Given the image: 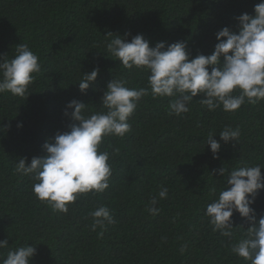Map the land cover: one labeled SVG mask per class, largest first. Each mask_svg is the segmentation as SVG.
<instances>
[{
    "label": "trees",
    "instance_id": "obj_1",
    "mask_svg": "<svg viewBox=\"0 0 264 264\" xmlns=\"http://www.w3.org/2000/svg\"><path fill=\"white\" fill-rule=\"evenodd\" d=\"M257 3L0 0V54L11 58L16 45L26 43L41 64L26 98L0 93V240H8L0 260L9 249L32 243L36 254L30 264H250L230 251L248 222L234 212V236L223 237L212 231L204 210L216 198L209 189L214 186L218 194L225 187L227 174L219 176L215 169L260 165L264 176V100L246 102L235 112L208 111L198 95L190 111L177 117L168 114L173 98H153L149 91L129 117L131 131L123 138L105 137L100 146L111 154L109 188L79 197L67 214L38 201L33 181L17 173L15 165L21 157L28 164L44 155L45 140L68 130L64 109L69 101H83L95 112L102 110L100 97L112 78L126 80L129 88L147 87L146 73L106 57L107 33H130L128 40L139 33L150 46L183 41L191 57L208 55L216 32L225 26L237 31L234 18L253 14ZM94 67L98 76L82 94L78 82ZM225 126L239 128L238 142L220 141L213 158L205 142L210 132L219 141ZM162 187L168 189L164 199L158 197ZM153 196L159 208L155 216L147 210ZM101 204L115 223L92 231L90 213ZM250 207L257 219L264 215V189Z\"/></svg>",
    "mask_w": 264,
    "mask_h": 264
},
{
    "label": "clouds",
    "instance_id": "obj_2",
    "mask_svg": "<svg viewBox=\"0 0 264 264\" xmlns=\"http://www.w3.org/2000/svg\"><path fill=\"white\" fill-rule=\"evenodd\" d=\"M234 19L238 22L237 31L228 26L221 28L215 34L217 43L213 51L195 57H191L183 41L172 42L167 47L165 41H158L150 46L139 33L130 40L126 39L130 33L123 36L107 33L105 36L111 39L105 42L108 53L105 56L119 61L125 69L146 73L147 87L129 88L126 80L112 78L100 97L102 110L95 112H89V104L83 101H69L64 109V115L70 119L68 130L45 140L42 144L44 155L33 156L28 164L25 163L27 157L16 162L15 171L33 181L31 190L35 198L54 211L67 214L68 205L79 197L108 189L112 176L111 154L102 151L100 146L105 137L123 138L131 131L129 117L149 91L153 98H173L168 104V114L177 117L190 111L189 105L198 95L200 105L208 111L222 108L225 112H235L246 102L256 104L264 100V0L253 6V14L241 13ZM40 72L39 57L28 44L16 45L13 57L0 54V93L10 92L26 98L34 74ZM98 73V67L82 73L78 82L82 94ZM216 134L210 132L205 142L213 158H218L220 141L238 142L240 130L225 126L218 133L219 141L213 138ZM113 151L118 152V149ZM214 171L219 176H227L225 187L218 194L214 186L209 189L216 198L206 205L204 215L212 231L223 237H233L237 225L233 224L232 216L238 213L249 226L243 237L231 245L230 251L250 264H264V215L257 219L255 209L250 207L258 191L264 189L261 166L231 170L220 167ZM167 195L168 189L162 187L158 197L164 199ZM157 203L156 196L149 201L147 210L153 216L159 213V208L155 207ZM90 216L92 231L97 227L103 229L106 223H115L110 209L103 204ZM7 246V239L0 240V249ZM185 249L186 245L182 246L181 253ZM35 254L33 244L25 243L9 249L0 264H30Z\"/></svg>",
    "mask_w": 264,
    "mask_h": 264
}]
</instances>
